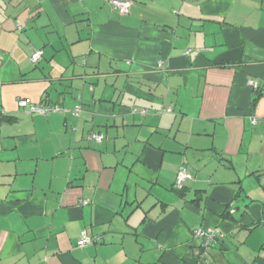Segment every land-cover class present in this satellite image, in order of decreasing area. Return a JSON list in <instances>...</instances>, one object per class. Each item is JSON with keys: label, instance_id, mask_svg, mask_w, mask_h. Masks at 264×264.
<instances>
[{"label": "crops", "instance_id": "crops-1", "mask_svg": "<svg viewBox=\"0 0 264 264\" xmlns=\"http://www.w3.org/2000/svg\"><path fill=\"white\" fill-rule=\"evenodd\" d=\"M109 1L0 0V264H264V0Z\"/></svg>", "mask_w": 264, "mask_h": 264}, {"label": "built area", "instance_id": "built-area-1", "mask_svg": "<svg viewBox=\"0 0 264 264\" xmlns=\"http://www.w3.org/2000/svg\"><path fill=\"white\" fill-rule=\"evenodd\" d=\"M110 7L117 11L120 15H124L128 12L131 2L129 0H110L109 1ZM41 56V52L37 51L31 56V62L36 63L38 59ZM249 86L256 91L258 89V84L254 82H249ZM18 106L24 112L28 113H37L40 115H45L48 113H54V112H61L63 111L58 106H40V105H34L31 104V102L27 99H19L18 100ZM80 113V107L74 108L72 114L74 116H78ZM144 113V111H142ZM253 123L256 122V120H252ZM91 139L96 142L100 143L103 140V137L100 134H92ZM192 180V175L188 171V169L184 165H179L176 169L174 181H173V187L175 190L181 191L185 188L186 182ZM86 202H83L85 204ZM194 239H200L202 241L201 247L203 249H207L210 242L217 241L220 238H222L221 232L217 228H207V229H198L193 231ZM92 242V239L87 236L85 232L81 233L80 239L77 242V247L82 248L87 246ZM207 253L206 250H203V252H196V264H200L201 261H206Z\"/></svg>", "mask_w": 264, "mask_h": 264}, {"label": "trees", "instance_id": "trees-1", "mask_svg": "<svg viewBox=\"0 0 264 264\" xmlns=\"http://www.w3.org/2000/svg\"><path fill=\"white\" fill-rule=\"evenodd\" d=\"M45 106H52V105H47V104H46ZM173 189H174V188H173ZM184 189H185V188H184ZM184 189L181 190V191H178V190H175V189H174V190H175L177 193L183 195V194L185 193V190H184ZM217 241H218V240H217ZM194 263L196 264V260H194Z\"/></svg>", "mask_w": 264, "mask_h": 264}, {"label": "rangeland", "instance_id": "rangeland-1", "mask_svg": "<svg viewBox=\"0 0 264 264\" xmlns=\"http://www.w3.org/2000/svg\"><path fill=\"white\" fill-rule=\"evenodd\" d=\"M55 113V112H54ZM50 114V113H49ZM48 115V114H47Z\"/></svg>", "mask_w": 264, "mask_h": 264}]
</instances>
